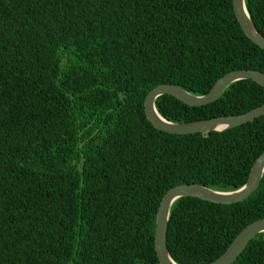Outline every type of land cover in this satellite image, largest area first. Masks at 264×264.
<instances>
[{"label": "trees", "instance_id": "1", "mask_svg": "<svg viewBox=\"0 0 264 264\" xmlns=\"http://www.w3.org/2000/svg\"><path fill=\"white\" fill-rule=\"evenodd\" d=\"M243 4L264 37V0ZM236 69L264 73V50L240 30L231 0H0V264H158L162 194L181 183L241 186L264 148V114L174 134L146 120L144 95L160 83L202 95ZM261 104L264 88L249 79L200 106L154 99L174 123ZM263 217L264 170L239 202L179 197L168 255L208 263ZM231 264H264V232Z\"/></svg>", "mask_w": 264, "mask_h": 264}, {"label": "water", "instance_id": "2", "mask_svg": "<svg viewBox=\"0 0 264 264\" xmlns=\"http://www.w3.org/2000/svg\"><path fill=\"white\" fill-rule=\"evenodd\" d=\"M231 10L242 33L256 46L264 50V37L254 28L245 10L243 0H231ZM249 79L264 88V73L254 69L231 70L218 77L209 90L202 95H192L168 83H160L149 89L143 98V113L146 120L156 129L174 133L189 134L204 131H222L246 123L264 114V104L235 115L217 116L185 123H174L163 119L154 108V99L167 94L190 106H200L214 101L230 83ZM264 170V148L253 160L244 183L230 191L213 190L198 184L181 183L168 188L161 196L152 232L153 250L158 264H177L168 255L165 232L170 204L179 197L189 196L212 203L230 204L248 197L258 186ZM264 232V217L246 224L233 238L225 250L214 260L205 264H231L246 243L255 234Z\"/></svg>", "mask_w": 264, "mask_h": 264}]
</instances>
